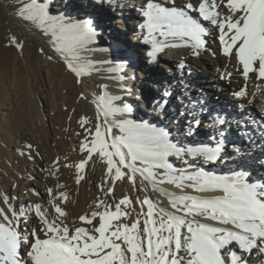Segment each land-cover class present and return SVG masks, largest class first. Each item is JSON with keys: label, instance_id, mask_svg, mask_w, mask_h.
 <instances>
[{"label": "snow or ice", "instance_id": "6c2138e0", "mask_svg": "<svg viewBox=\"0 0 264 264\" xmlns=\"http://www.w3.org/2000/svg\"><path fill=\"white\" fill-rule=\"evenodd\" d=\"M96 3L103 6L108 0ZM137 11L143 18L140 28L147 33L143 40L152 44L149 63L157 62L155 53L168 47L167 41L178 40L180 45L171 46L189 48L194 57L210 51L228 63L235 60L244 85L234 97L246 98L252 77L264 83V0H144ZM16 15L50 37L53 52L76 83H83L81 78L93 69L85 53L92 51L88 46L99 34L95 22L51 15L49 4L39 0H26ZM210 39L215 50L209 47ZM10 42L22 48L14 36ZM109 71L123 73L124 68ZM232 77L231 71L220 74L221 79ZM97 87L95 123L85 128L80 143L86 159L75 165L76 183L83 179L79 173L88 160L98 157L106 167V179L98 185L105 198L70 222L64 191L57 194L46 187L42 202L19 207L15 197L0 192V264H249L246 254L264 255V182H250L245 172L220 176L197 167L194 161L217 160L221 144L211 149L175 143L165 127L128 118L132 106L122 96L109 94L107 84ZM121 90L132 95L123 85ZM81 123L90 122L82 118ZM118 180L128 181L137 195L125 193L117 200ZM164 184L180 194L160 187ZM148 185L167 197L168 207L148 195Z\"/></svg>", "mask_w": 264, "mask_h": 264}, {"label": "bare ground", "instance_id": "6f19581e", "mask_svg": "<svg viewBox=\"0 0 264 264\" xmlns=\"http://www.w3.org/2000/svg\"><path fill=\"white\" fill-rule=\"evenodd\" d=\"M39 2L49 4L50 14L54 16H64L82 22H87L93 17L101 18V21L95 26L97 32L103 31L104 35L99 33L95 42L88 46L92 51L85 53V55L93 61V69L88 75L81 78L83 83L80 86L76 83L74 74L67 71L63 61L53 52L50 37L44 36L39 30H30L17 15L10 12L15 18L8 19L7 27L10 28L11 32L15 36L18 32L24 35L30 34L34 40H40L43 45V49H37L36 51L26 50L23 45L21 48L22 53L27 57L29 67H36L35 69H37L41 81L35 83L40 99L39 111H34H38L36 116L40 118H38L39 121L33 115L35 113L32 114L28 111L26 118L24 117V123L20 124L18 128L16 127V136L21 140V144L23 146L31 145L30 149L36 156L34 161L28 162L23 170L18 171L20 180L14 186L11 194V197L16 198L13 203L17 207L42 202L41 197L45 199L47 197L46 187L51 186L52 188L53 185V188H57V186H54L57 183L52 184L44 176V173H48V169L51 168L48 167L49 158L45 153V147L38 141L40 135H43L44 140H49L52 144L56 143L59 128L65 122L68 123L70 125L69 143H71L72 150L70 155L74 160V165L77 164V161L86 159L85 153H80L79 150L86 128V125H82L81 119L87 118L91 122L89 125L92 128L95 123L96 110L93 103L95 96L90 97V93L98 94L100 90L97 86L101 83L108 85L109 94L122 96L123 101L132 106L133 110L128 118L134 119L137 123L148 122L157 127H165L168 131L171 127V120L166 113L162 114L163 110L160 107V105L163 106L165 92H168L170 88H174L176 91L179 89L178 86H181V91H177V94L181 100L180 104L186 107V113L194 112L193 115L204 117L202 116V110L204 111L207 108L206 104L208 103L206 95H209V91L215 90L219 85L220 89L225 91V99L219 107L208 109L207 119L204 118L205 120H203L207 135H198L197 138H185L184 135L175 132V141L173 142L183 146L203 145L214 149L218 144H221V134L223 133L220 132V128L224 125L225 127L228 125L234 126L237 128L238 133L243 136V145L238 146L244 148V150L236 151V147L226 148L225 151L220 152L215 161L205 162L201 159L193 163L197 167H202L205 171H210L216 175L231 176L234 172H245L248 174L250 182H264V173H257L258 167L254 169L257 164L254 159L260 156V150H264V83L252 77L247 82L246 98H236L233 96V92L243 86L244 81L236 73L235 60L228 63L222 57L219 59L213 57L210 51L202 52L198 58L194 57L191 55L189 48L171 46L173 43L180 45L178 40L173 41L170 39L167 41L169 46L155 53L157 62L149 63L148 53L152 51V44L145 43L143 40L147 33L146 30L140 28L143 18L137 11L144 0H108V3L103 6L96 3V0H39ZM159 2H163V0H159ZM177 3H180V0H177ZM132 10L135 12H132ZM0 15H2V12H0ZM127 33L133 34L132 42L135 45L131 46L126 42ZM0 34L8 40L9 35L4 21H0ZM157 39L163 40L161 37H157ZM209 47L211 50H215L217 45L212 43L210 39ZM49 56H52L51 60L48 59ZM5 58L3 62H6L7 59L5 60ZM104 61L108 63H104ZM3 62L0 64V71ZM181 62L185 65L183 69L178 67ZM225 64H228L227 69L224 67ZM154 66L165 69V74L155 70ZM120 67L124 68L123 73L109 71V69ZM225 71L233 72L231 81L220 78L221 72ZM29 72L31 73V71ZM120 75H126L127 79L124 81L119 80ZM52 80H54V84H52ZM64 83L71 85L70 90L74 96L70 97L68 95L69 87L65 86ZM184 84H188L189 88H186ZM121 85L131 89L132 95L128 96L126 92L122 91ZM162 88H165V92L160 96L156 90ZM180 92L185 93L180 94ZM138 94L142 96L141 101L140 98L137 99ZM52 95L56 98L57 110H54L51 104L50 98ZM145 105L146 108H144ZM63 106H66L67 112L62 111ZM154 107L157 110L154 111ZM22 108L26 107L22 106ZM26 111H23V113ZM217 118L223 119L224 123L213 124V121ZM32 122H34L33 128L29 131V125ZM186 123L189 124V127H185L187 132L195 126V123L191 122L190 124L188 120ZM170 160L177 165L180 164L179 161L175 160V157H171ZM105 172L106 167L98 157L89 159L84 167L83 175L85 177H83L81 184L85 183L92 190L91 198L87 200L92 204H95L98 198H105L98 187V185H101L102 180L106 179ZM72 174H77L75 166ZM32 177L35 179H32ZM137 183L139 184V181ZM108 186L104 185L105 188ZM115 186L117 188L115 198L119 199L125 193L133 198L137 195L131 184L126 180L123 183L119 180L116 181ZM160 187L174 194H180V190L172 185L164 184ZM185 191L189 194H195L190 189ZM34 192H38L39 195L36 196ZM139 194L141 198L145 195L144 192ZM148 195L154 200H159L163 206L168 207L167 197L153 192L151 185H148ZM135 207L139 212L140 206L137 204ZM246 259L249 260V264H264V255L258 256L255 252L251 255L246 254Z\"/></svg>", "mask_w": 264, "mask_h": 264}, {"label": "rangeland", "instance_id": "374dc122", "mask_svg": "<svg viewBox=\"0 0 264 264\" xmlns=\"http://www.w3.org/2000/svg\"><path fill=\"white\" fill-rule=\"evenodd\" d=\"M24 2H26V0H0V12H2V15H0V21H4L6 23V29L9 35L8 40H6V38L1 36L2 33L0 34V37H1L0 38L1 40L0 41V64L3 62V59L5 58V56H6L5 60L7 59L6 62H3L2 70L0 71V192L7 193L10 197L12 196L11 194L13 192L14 186L20 180L18 171L23 170L28 162L34 161L36 158L35 153H33L30 148H28L27 146H23L21 144L22 143L20 142L21 140L16 136V129L18 128L20 124L24 123V119L26 118L25 116L28 111H30L32 114L35 113L33 115L36 117V120L39 118L36 115H37V112L39 111V99L40 98H39L35 83L40 82L41 78L39 74H37L38 71L37 69H35L36 67L34 66L32 68L29 67L27 57L22 53L21 48L18 49L14 44L10 42V38L14 36L16 40L19 41L26 50H30V51H36L37 49H43L42 42L40 40H34L30 34L24 35L21 32H18L17 35L15 36L14 33L11 32L10 28L7 27V24L9 22L8 19L9 18L15 19L10 14V12L16 15L19 7L22 6ZM132 12H135V11L132 10ZM91 20H93L95 24H97L99 21H101V18L99 19V18L93 17L91 18ZM21 21L30 30L37 31V29L32 26L31 22L24 21L23 19H21ZM99 33L101 35H104L103 31ZM132 38H133V34L132 35L128 33L126 34V37H125L126 42L131 46L135 45V43L132 42ZM10 64H13V65H10ZM153 68L159 71L160 73L165 74V69L163 70V68H159L157 66H154ZM29 71H31V73ZM52 81L51 83L54 84V80ZM64 84L65 86L69 87L68 95L70 97L74 96L72 94V91L70 90L71 85L67 83H64ZM184 85L186 86V88H189L188 84H184ZM194 87H197V86L194 85ZM178 88L179 89H177L176 91L174 90V88H170V90L167 92L168 95L163 98L164 100H163L162 114L166 113L171 120V127L169 129L170 139L172 141H175V135H176L175 132L184 135L185 138H189V137L197 138L198 135L206 136L207 130L204 125L205 122L203 120H205L204 118L207 119L206 114H208L209 108L211 110L223 104V101L225 99V95H224L225 91H222L219 85L217 86L215 90L209 91V95H206V101H208V103L206 104L207 108L204 109V111L202 110V113H203L202 116L204 117H201V116L193 115L194 112L186 113V107L180 104L181 100L180 98H178V94H177V91L178 92L181 91V86H178ZM156 91L161 96V94L165 92V88L164 89L162 88ZM184 93L180 92V94H184ZM91 96L93 97L95 95L90 93V97ZM139 98L141 101L142 96H140V94H138L137 99ZM50 100H51V104L54 107V110L55 109L57 110L56 98L53 97L52 95ZM87 101H89V99H87ZM22 106L26 107L27 109L22 108ZM65 107L66 106H63L62 111L65 110V112H67V108ZM144 108H146V105ZM34 110H38V111H34ZM23 111H26V112L23 113ZM180 116H181V119H180ZM85 119L89 121L87 118ZM68 120L69 118L67 119V121ZM187 120L190 122V124L191 122L195 123V126L191 127V129L188 132L185 131V127H189V124L186 123ZM33 123L34 122H32L29 125V131L32 130ZM89 124H91V122L86 124L87 128H90ZM69 130H70V125L65 122V124L59 128L60 133L58 132L56 143L52 144L51 141L44 140L43 135H40V137H38V141L41 142L40 144H42L45 147V153L47 154L49 158L48 167L51 168V169H48L49 170L48 173L47 172L44 173V176L52 184L57 183V185L64 186L63 188H58V187L53 188V185H52L54 193L58 194L60 191L64 190V192L68 194L69 199L66 202V211H68L71 214L70 215V222H71L72 219L77 218L79 215L84 214L85 212H90L92 210L90 208V205H94V204L87 201L91 198V195L93 193L92 190L89 187H87L85 183L81 184L82 179L80 183L77 185L76 183L77 174L75 175L72 174V170L75 165L73 162L74 160H72L73 158L70 155V153H72V150H71V145H70L71 143H69L70 142V137L68 136ZM220 132L223 133L221 134L222 151H225L226 148H231V147H236L235 148L236 151H240V149L244 150V148H239L238 146V145H243L244 139H243V136L240 135V133H238L237 128L231 125H228L227 127H225L224 125L222 126V128H220ZM79 150H80V147H79ZM259 153H260L259 154L260 156L254 159L257 162L254 169L258 167L257 173L263 174L264 173V150L263 151L260 150ZM13 160H15V162H13ZM54 162H58V163L54 164ZM79 162L80 160L77 161L76 163H79ZM66 165H71V167H67ZM55 169H58V170H55ZM53 171L56 175L53 174ZM75 171H76V168H75ZM56 172L57 173L59 172L60 175L57 174ZM45 174L46 175L48 174V175L46 176ZM79 174L82 177H85V175H83L84 169H82ZM57 185H54V186H57ZM81 186H82V190H81ZM114 187L116 188V186ZM116 190L117 188L115 189V191ZM139 196L141 195L139 194ZM116 199L118 200L117 197ZM3 206L4 205L0 203V207H3ZM64 206L65 205H62V207Z\"/></svg>", "mask_w": 264, "mask_h": 264}]
</instances>
